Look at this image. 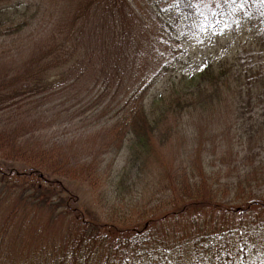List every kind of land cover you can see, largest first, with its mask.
<instances>
[{
  "label": "trees",
  "instance_id": "obj_1",
  "mask_svg": "<svg viewBox=\"0 0 264 264\" xmlns=\"http://www.w3.org/2000/svg\"><path fill=\"white\" fill-rule=\"evenodd\" d=\"M127 1L0 0L1 245L4 238L16 243L26 240L33 248L31 264H123L127 258L130 264H145L141 259L149 253L151 258L159 257V264H169L168 258L173 264H264L258 258L264 248L263 234L258 235L254 227L259 217L264 219V198L250 194L238 205L208 199L201 181L190 182L195 178L193 171L187 178L177 173L181 170L157 169L163 147L167 148L174 131L183 129V116L209 111L208 105L225 93L236 104L237 114L242 115L239 106L246 109L253 103L264 115L263 69H239L237 61L229 58L216 63L205 59L198 67L170 78L156 94L151 92L161 83V76L156 78H161L159 82L149 84L139 83L145 77L134 81L109 102L91 99L92 84L85 74L88 66L105 63L103 52L131 36V29L124 27ZM164 3L169 9L165 17L159 8ZM240 3L264 12V0H222L207 15L201 0H154L151 12L168 40L174 37L181 44L204 27L230 17L229 5ZM100 27L117 34L102 36L97 56L88 45ZM261 54L264 57V41L253 54L256 64ZM109 59L108 55V63ZM172 67L173 63L161 64L159 70L164 75ZM120 68L118 62L109 63L111 76H102L106 86ZM58 70H62L60 80L46 84ZM80 123L103 129L105 139L95 160L101 156L114 160L125 149L129 152L121 173L103 190L106 213L100 224L95 217L84 216L62 184L78 175L77 168L85 170V165L79 167L85 159L73 152L75 142H67L69 135L88 131L83 126L80 130ZM255 178L253 174L245 182L253 187V182L264 181ZM160 181L171 185L175 181L177 196L168 195L169 185L154 204L149 201L133 207L130 199L114 218L123 202H113L115 192L136 194L142 184L152 189ZM166 221L175 227L159 235L158 226Z\"/></svg>",
  "mask_w": 264,
  "mask_h": 264
},
{
  "label": "rangeland",
  "instance_id": "obj_2",
  "mask_svg": "<svg viewBox=\"0 0 264 264\" xmlns=\"http://www.w3.org/2000/svg\"><path fill=\"white\" fill-rule=\"evenodd\" d=\"M201 2L203 3L201 9L207 15L220 6L219 2L222 0H201ZM126 3H128V10L126 9L123 14L126 16L124 27L128 26L131 29V36L116 41L103 52L105 63L88 66L85 74L89 83L92 84L90 87L93 91L91 99L94 97L95 100H101L100 103L109 102L112 97L118 96V91L121 88L128 87L134 81L139 82L141 78L145 77L139 83L149 84L152 80L156 81L157 76H161V83L151 92L156 94L170 78H175L177 74L180 75L187 68L191 70L198 67L205 59H210L215 63L221 59L223 61L226 58L234 59L237 61L239 69H248L253 66V68H262V72H264L263 54H261V60H257V64L256 57H253V54H257L259 51L261 42L264 41L263 11H259L255 7L250 10L242 3L229 5L231 8L230 17L227 15L217 21V25L214 22L210 26L204 27L202 33L197 32L194 36H190L189 42L183 41L180 44L175 43L176 38L174 37L168 40L157 26L156 15H153V9L156 6L154 0H128ZM159 8L164 11L160 12L162 16L165 17L169 14L167 13L169 12L167 3L160 4ZM111 34L117 33L109 27H100L97 36L91 39L88 50L90 52L95 50L94 54L98 56L102 36L114 37ZM107 54L110 56L109 63L118 62L121 66L115 73V80L108 83L110 86L105 85L104 77H102L108 71ZM78 57L80 61H83L84 57ZM169 63H173V67L163 75V72L159 70L160 66ZM62 70L53 72L54 76L47 79L46 84L60 80L58 76ZM101 72L104 74H100ZM110 76L111 73L108 72L105 77L109 78ZM153 76L155 78H152ZM160 79L156 82H159ZM106 87L110 88L107 92H105ZM225 94L222 99L220 98L219 103L208 105L211 107L209 111L200 110L189 116H183L180 125L183 129L178 132L174 131L167 148L163 147L162 160L157 169H160V172L166 168L173 171L181 170L177 173L185 174L187 178L191 177L193 171L195 178L192 180L190 178V182L194 183L195 180L202 182L203 192L206 193H203L204 197L208 196V199L215 197L224 203L238 205L247 200L250 194L255 195L258 199L264 198V181H261L264 179V131L261 132L264 115L260 111L261 108H255L253 103L246 109L245 106H239L238 108H242V115L237 114L235 112L236 104L227 100ZM84 125L78 124L79 129L86 127ZM85 129L88 131L75 134L73 137L69 135V139H67V142H75L73 152L85 159L79 165V167L82 164L85 165V170L77 168L78 175L73 177V180H63L62 184L66 191L70 192L69 194L74 195L78 201L77 207L84 216L87 219H90V216L95 217L100 224L103 223L106 213L103 210V190H108L110 187L108 182L121 173V169L129 157V152L124 148L120 158L112 160L101 156L98 161L95 160L93 157H97L98 152L101 151L105 135L99 126L91 129L86 127ZM74 161L75 159L72 160L75 165ZM74 165L71 168L75 172ZM78 169L82 171L79 172ZM255 171H258V174ZM253 174L257 175L255 181H261V183L254 185L255 182H253V187H250V184H247L245 180L252 178ZM175 181L172 182V185L171 182H157L159 184L152 189L148 188L147 184H142L136 194L125 192L117 194L115 192L113 202H123L118 205L119 208L114 218L121 215L120 211L125 210L130 199L133 201V207L139 204L144 205L149 201L154 204L155 200L162 198L164 194L162 189L169 185L172 186V190L168 195L177 196L178 190L175 188L178 186ZM206 214L204 215L206 216ZM201 219L207 221L205 217ZM259 219L254 227L258 235L263 234V238L260 240L264 243V219L260 217ZM158 227V234L163 235L166 231L173 230L175 224L172 221L167 224L166 221ZM4 239L5 243L3 245L0 243V264H31L33 248L29 242L26 240L21 242V239L16 243L13 238H11L12 240ZM158 239L159 237H157ZM170 251L167 252L168 255ZM138 253L139 251L134 254ZM144 257L145 259H141V263L153 264L157 260L156 263L159 264L157 255L151 258L149 253ZM258 258L261 261L264 259V248L260 251ZM167 260L169 264H173L172 260L170 261L169 258ZM130 263L132 260L127 258L123 264Z\"/></svg>",
  "mask_w": 264,
  "mask_h": 264
}]
</instances>
